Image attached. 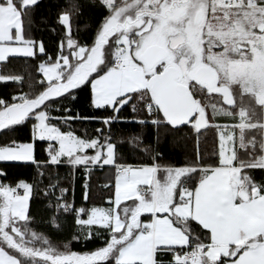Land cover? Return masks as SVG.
Instances as JSON below:
<instances>
[{"label":"snow or ice","instance_id":"6c2138e0","mask_svg":"<svg viewBox=\"0 0 264 264\" xmlns=\"http://www.w3.org/2000/svg\"><path fill=\"white\" fill-rule=\"evenodd\" d=\"M38 3L0 0V63L47 57L37 69L41 91L0 98V135L32 121L30 142L0 143V162L111 166L108 208L77 210L56 198L59 210L76 213L85 239L94 228L108 239L90 253L59 251L30 228L33 186L0 182V264H162V254L169 264H264V183L252 175L264 171V0H100L107 15L91 45L73 39L69 12L58 16L65 39L56 57L25 35L24 17ZM85 85L95 109H111L101 121L109 128L125 106L136 111V101L157 128L186 126L196 136L214 128L215 160L197 150L185 166L120 164L110 136L83 138L53 122L97 119L54 108ZM37 141L47 144L43 162Z\"/></svg>","mask_w":264,"mask_h":264},{"label":"trees","instance_id":"16d2710c","mask_svg":"<svg viewBox=\"0 0 264 264\" xmlns=\"http://www.w3.org/2000/svg\"><path fill=\"white\" fill-rule=\"evenodd\" d=\"M69 12L71 16V30L73 39L79 44L91 45L97 30L107 15L100 0H39L32 10L24 17L25 35L36 41H42L48 56L56 57L59 45L64 37V28L58 22L62 12ZM46 56L10 58L7 63H0V75L21 76L22 82H0V98L11 100L13 95L21 92L37 94L42 89L39 80L38 64L44 62ZM75 99L53 102L54 108L64 107L71 109V115L83 117H96L97 119L74 120L64 124L53 121L62 130H71L76 135L87 138L110 136L116 145L117 161L124 165H151L154 162L161 166H185L196 159L197 150L204 161L215 160L217 149V132L209 128L202 135L196 136L189 127L179 129L161 125L159 128L150 123V117L143 111L141 102L136 101V111L131 106H125L120 112V120L111 127L105 126L101 121L112 115L111 109L97 110L91 105V88L83 86L74 90ZM54 116L66 115L62 111L50 110ZM226 119V118H221ZM132 120H148V123H131ZM104 130L103 135L96 129ZM32 121L17 126L9 135H0V143L9 139L20 142L31 141ZM46 142L37 141L35 144V157L38 161L47 160ZM240 156L246 159L241 151ZM0 171L6 177H0V182L15 186L19 182H26L33 186L30 198L31 205L45 206L40 220L49 221L55 228L54 232L40 230L36 226V219L31 217L30 228L46 237L51 245L59 251L76 252L78 254L90 253L103 247L108 239V232L104 229H93L91 239H85V227H75L73 232L58 231L60 225L75 223L77 217L73 211H61L56 206L55 196L60 188H66L72 195L73 208H89L93 205H104L112 196L114 188L106 185L114 184L115 171L111 166L95 167L86 170L83 166L73 167L68 164L58 166H38L23 162H0ZM43 175H40V172ZM252 175L257 182L264 183V171H253ZM50 184L58 186L55 193ZM48 193V194H46ZM87 194V199L85 195ZM127 203H130L127 202ZM55 217V219H53ZM195 231L201 229L195 222L192 223ZM79 237V239H77ZM159 259L162 264H169L170 254H162ZM111 264V262H110Z\"/></svg>","mask_w":264,"mask_h":264},{"label":"crops","instance_id":"0c3cea01","mask_svg":"<svg viewBox=\"0 0 264 264\" xmlns=\"http://www.w3.org/2000/svg\"><path fill=\"white\" fill-rule=\"evenodd\" d=\"M40 42V41H38ZM78 136V135H77ZM30 142V141H29ZM47 147V146H46ZM91 152V150H89ZM46 155H47V149H46ZM48 159V158H47ZM62 164H68V163H62ZM70 165V164H68ZM129 166H133V167H138V166H149V165H129ZM100 168V167H99ZM162 176V173L159 174ZM18 184V183H17ZM16 184V185H17ZM18 191L23 194V189H18ZM109 200V198L106 200V204L104 205H93L89 208V210L93 207H102V208H108L109 204L107 203V201ZM131 203V202H130ZM45 211V206L42 205H31L30 201H29V208H28V213L29 216L36 219V223L40 224L43 228V231H47V232H54V229L51 227V223L49 221H42L40 220V216L41 214ZM69 225H72V229L74 231L75 227H82L80 225H78L75 221V223L72 224H67V226L65 225V228L68 227ZM64 226V225H63ZM64 229V227L62 228Z\"/></svg>","mask_w":264,"mask_h":264},{"label":"built area","instance_id":"2783aa9c","mask_svg":"<svg viewBox=\"0 0 264 264\" xmlns=\"http://www.w3.org/2000/svg\"><path fill=\"white\" fill-rule=\"evenodd\" d=\"M47 158H48V155H47ZM61 190H66V191H61ZM57 197H63L64 201H66L70 205V207H73L72 195L67 193L66 188H60L56 193L55 200ZM64 212H67V211H64Z\"/></svg>","mask_w":264,"mask_h":264},{"label":"rangeland","instance_id":"374dc122","mask_svg":"<svg viewBox=\"0 0 264 264\" xmlns=\"http://www.w3.org/2000/svg\"><path fill=\"white\" fill-rule=\"evenodd\" d=\"M91 95H92V93H91ZM36 226H37V228L38 229H40V230H42V226L40 225V224H38V223H36ZM67 226V225H66ZM51 227L54 229V231H55V228L51 225ZM64 227V229H62ZM66 231V232H73V229H72V225H69L68 227H66L65 228V225L63 226V225H60L59 226V228H58V231ZM47 232V231H46Z\"/></svg>","mask_w":264,"mask_h":264}]
</instances>
